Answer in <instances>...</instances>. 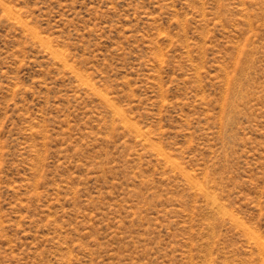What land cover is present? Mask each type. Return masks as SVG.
Instances as JSON below:
<instances>
[{"label":"rangeland","instance_id":"374dc122","mask_svg":"<svg viewBox=\"0 0 264 264\" xmlns=\"http://www.w3.org/2000/svg\"><path fill=\"white\" fill-rule=\"evenodd\" d=\"M0 264H264V0H0Z\"/></svg>","mask_w":264,"mask_h":264}]
</instances>
